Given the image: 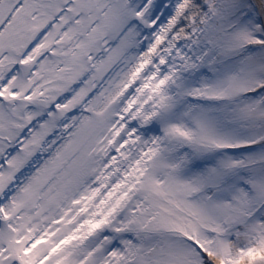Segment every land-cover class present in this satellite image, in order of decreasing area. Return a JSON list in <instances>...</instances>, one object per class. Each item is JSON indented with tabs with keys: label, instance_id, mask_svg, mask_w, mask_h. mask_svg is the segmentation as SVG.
<instances>
[{
	"label": "snow or ice",
	"instance_id": "1",
	"mask_svg": "<svg viewBox=\"0 0 264 264\" xmlns=\"http://www.w3.org/2000/svg\"><path fill=\"white\" fill-rule=\"evenodd\" d=\"M0 264H264V0H0Z\"/></svg>",
	"mask_w": 264,
	"mask_h": 264
}]
</instances>
